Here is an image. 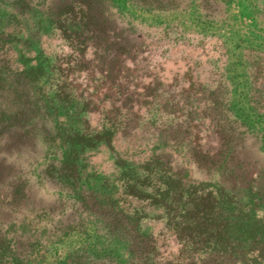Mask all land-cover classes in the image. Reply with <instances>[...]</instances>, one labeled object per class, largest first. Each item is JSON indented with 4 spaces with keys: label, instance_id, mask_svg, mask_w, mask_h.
<instances>
[{
    "label": "rangeland",
    "instance_id": "374dc122",
    "mask_svg": "<svg viewBox=\"0 0 264 264\" xmlns=\"http://www.w3.org/2000/svg\"><path fill=\"white\" fill-rule=\"evenodd\" d=\"M12 1L0 0V25L7 20L18 39L31 40L34 49L68 71L77 94L86 98L93 88L104 86L109 74L119 72L117 85L155 88L163 92V99L174 95L170 102L181 103L174 118H153L159 113L142 107L138 127L114 136V149L121 156H147L159 136L154 125L165 118L182 127L189 120H201L200 110L206 106L200 92L219 88L221 96L230 93L234 114H247L253 124L251 144L244 151L253 162L237 164V182L244 185L251 180L250 186L264 187V0H29L28 5ZM69 5L74 14L88 7L93 17L71 23L62 16L56 22L58 12ZM79 21L88 30L93 22L112 31L95 35L85 28L81 33L79 27L76 32ZM93 40L113 47L96 48ZM132 46L137 48L129 52L135 61L123 63L124 57L116 52ZM113 48L118 51H107ZM7 102L0 99V110L15 112L17 104L6 106ZM81 116L91 126L95 122L93 114ZM6 118L10 117L0 119V264L84 260L125 264L126 246L103 212L110 203L119 213H135L132 217L140 218L141 232L154 237L167 234L164 221L157 220L160 209L121 195L117 169L105 148L83 155V177L72 186L45 173L61 161L58 138L45 137L53 132L54 122L36 117L29 126L23 124L25 117ZM193 134L190 131V138ZM184 135L182 128L179 137ZM140 140L147 142L143 152ZM184 143L188 144L185 139ZM185 167L189 174L200 176L196 166L187 162ZM94 196L98 203L93 206Z\"/></svg>",
    "mask_w": 264,
    "mask_h": 264
},
{
    "label": "trees",
    "instance_id": "16d2710c",
    "mask_svg": "<svg viewBox=\"0 0 264 264\" xmlns=\"http://www.w3.org/2000/svg\"><path fill=\"white\" fill-rule=\"evenodd\" d=\"M72 8L62 7L56 22L62 16L71 23L75 18L93 17L88 7L76 14ZM95 24L88 25V30L79 21L76 32L80 28L81 33L86 30L95 35L112 31L109 26L104 29ZM16 36L9 30L7 20L0 25V99L8 101L6 106L17 104L15 112L6 114L0 110V119L25 117L27 122L23 124L29 126H33L36 117L53 121V132H46L45 137L58 138L61 161L58 166L47 167L45 173L72 186L83 177V155L105 148L117 169L123 188L121 195L162 212L157 220L164 221L167 234L154 237L140 231V218L132 217L135 213H119L111 203L104 206L109 226L126 246L125 264H264V187L250 186L251 180L244 185L237 182L240 173L237 164L253 162L244 152L251 144L253 124L247 114H234L230 93L221 96L219 88L200 92V101L206 106L200 110L201 120H189L182 127L165 118L154 125L159 136L147 156L142 159L135 158L134 153L121 156L114 149V136L138 127L142 107L159 113L153 118L164 115L174 118L181 111V103L170 102L174 95L163 99V92L155 88H123L116 84L119 72L109 74L105 87L93 88L84 98L71 88L72 76L68 71L65 73L60 65L34 49L31 40ZM93 41L96 48L113 47V43L109 46L108 42L101 45ZM114 49L107 51H118ZM131 51L137 48L121 47L116 53L124 57L123 63H133L135 56ZM124 79L130 78L126 75ZM83 112L93 114L92 126L81 116ZM182 128L186 134L183 138L188 144L193 143V149L179 137ZM190 131H194L191 138ZM25 132L32 130L26 128ZM146 144L140 140L138 147ZM174 154L181 160L177 161ZM187 162L198 168L200 176L189 174ZM94 199L93 206L98 203L96 196ZM79 264L92 262L84 260Z\"/></svg>",
    "mask_w": 264,
    "mask_h": 264
}]
</instances>
